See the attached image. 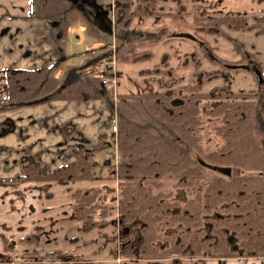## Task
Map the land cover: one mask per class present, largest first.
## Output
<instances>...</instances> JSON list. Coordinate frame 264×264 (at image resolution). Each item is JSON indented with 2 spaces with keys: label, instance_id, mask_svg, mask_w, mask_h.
Instances as JSON below:
<instances>
[{
  "label": "trees",
  "instance_id": "16d2710c",
  "mask_svg": "<svg viewBox=\"0 0 264 264\" xmlns=\"http://www.w3.org/2000/svg\"><path fill=\"white\" fill-rule=\"evenodd\" d=\"M161 1L112 0L114 32L107 37L113 40L115 63L132 65L150 57L145 58L147 53L142 55L139 51L141 40L149 35L140 26L147 18H172L171 13L156 10ZM94 2L31 0L30 13L53 25L60 35L69 24L80 22L88 35L98 39L99 34L89 24L93 21ZM193 23L200 34L207 33L205 28H225L264 35V14L248 17L194 14ZM106 58L108 54L104 53L94 61ZM167 64L168 57L163 56V69L142 71L140 75L164 76ZM87 65L1 72L0 112L52 101H103L112 111L115 126L110 144L117 154L115 197L102 195L100 189L73 196L70 218L78 225L77 229L100 230L119 221L135 237L119 248L122 259L235 258L240 252L243 256L264 257V93L254 89L231 91L227 85L203 92L201 84L189 83L170 93H116L113 99L99 79L83 73ZM115 75L118 80V72ZM177 96L179 100L174 101ZM136 116L141 119L142 127L129 122ZM161 124L174 132L180 142L200 151L207 166L204 172L194 167L178 146L158 137L154 128ZM203 124L213 134L207 139L213 145L210 149H200L197 138L191 135ZM57 130L64 139H73L65 129ZM76 140L80 145L68 153L71 161L47 173L38 166L39 155L24 150L22 176L12 182L48 187L90 181V159L97 148L88 150L81 145L85 144L81 137L77 136ZM213 171H223L226 176ZM165 176H171L172 187L184 195L181 204L167 201L170 192L165 194L161 190ZM105 200L115 203L116 220L106 221ZM211 213L218 217L205 219ZM212 219L214 224L210 222ZM206 223L208 233L218 236L217 241L202 239L201 229ZM226 234L234 238L235 245L225 241ZM38 238L37 234L24 237L14 246L3 241V250L12 252L26 245L36 247ZM48 259L62 262L63 257L55 252L49 253Z\"/></svg>",
  "mask_w": 264,
  "mask_h": 264
},
{
  "label": "crops",
  "instance_id": "0c3cea01",
  "mask_svg": "<svg viewBox=\"0 0 264 264\" xmlns=\"http://www.w3.org/2000/svg\"><path fill=\"white\" fill-rule=\"evenodd\" d=\"M193 1L201 4L216 2L231 12L264 14V0ZM109 2V9L95 5L94 10L100 11L99 20L103 23L104 32L113 35L112 0ZM30 10L31 0H0V95L3 70H37L53 65L63 69L64 64L73 58L65 38L69 32L76 38L70 42L72 47H77L81 39L91 44L90 47L86 45L85 49L90 52L82 56V68L108 44L94 40L79 22L69 24L66 32L60 35L53 25L35 18ZM93 12L92 19L95 18ZM76 54L77 51L74 57ZM0 125V264H264V257L243 256L242 253L235 258L122 259L118 252L123 244L116 224L78 233V225L70 218L73 196L100 189L102 195L110 199L115 197L116 187L112 189L106 181L112 172H109L110 166L105 161L100 168L90 159L91 180L88 182L48 187L32 182H12L22 176L24 150L38 154V166L47 173L71 161L68 153L80 145L77 136L85 141L81 145L86 149L97 148L94 154L109 147L114 122L110 107L103 101H52L0 112ZM62 128L71 134L72 140L63 138L57 130ZM104 203L108 215L109 202L105 200ZM106 221H112L109 215ZM36 234L39 237L37 245H26V255L15 254L14 250L4 252L3 241L14 246L19 239ZM96 236L99 240L93 241ZM160 243L166 245L165 241ZM43 247H48V250ZM55 252L61 253L62 262L48 259V254ZM15 255L21 257L20 262L12 258Z\"/></svg>",
  "mask_w": 264,
  "mask_h": 264
},
{
  "label": "rangeland",
  "instance_id": "374dc122",
  "mask_svg": "<svg viewBox=\"0 0 264 264\" xmlns=\"http://www.w3.org/2000/svg\"><path fill=\"white\" fill-rule=\"evenodd\" d=\"M68 1L74 2L75 0ZM94 1L95 4L93 6L99 5L102 9H109L110 0ZM156 10L158 13H171L173 16L171 19L147 18L144 20L140 28L149 35L143 37V40H141L143 44L141 48H139V51L142 52V55L147 53L145 58L148 55L150 57L146 61H139L132 65H118L115 63V72H118L119 75L118 80H116L117 94H133L142 91L170 93L189 83L201 84L203 92H207L212 87L227 85L231 91L254 89L264 93V84L260 83L264 80V36L257 37L253 33L234 32L225 28H220L219 30L205 28L207 33L200 34L195 31L196 27L193 23L194 14L199 17L225 15H242L248 17L256 13L231 12V10H228V8L216 2L201 4L195 3L193 0H162L160 3H157ZM93 11L95 18H93V21H90L89 24L95 29V32L99 34V38H94V40H98L99 42L101 40L102 43H108L103 52L95 53L91 58V61L95 63V58L109 51V47H113V40L111 37H107V33L104 32L103 23L99 20L100 11H98V9ZM184 14H188V16H183ZM65 38L68 41V52L74 54L77 51L78 55L76 54L74 57L72 54L73 58L67 61L63 67H81L83 65L82 56L87 51L90 52L89 49H85L87 44L90 47V42H85L84 39H81L78 46L74 48L71 46L70 42L71 40L76 41L75 35L69 32L68 36ZM163 56L168 57L167 70L164 69L166 72L164 76L140 75L142 71L149 72L156 69H163L161 65ZM217 71L220 74H213V72ZM257 72L260 74V78L257 76ZM178 100L179 96L174 98V101ZM171 102H173V100H171L170 103ZM129 122L137 126L141 124L142 127L141 119L137 118V116L135 118H130ZM154 132L160 139L169 144L176 145L183 150L191 159L194 167H197L203 172L207 168L200 151L188 144L180 142L178 136L169 130L167 126L161 124L154 128ZM191 135L197 138V145L200 149H205V147L210 149L213 146L207 141V139H211L213 135L207 124L200 125ZM104 140L103 138V141ZM110 141L109 137V143ZM116 155L115 148L113 145H110L91 157L92 161L97 163V167L102 168L104 161L109 164L111 169L109 172L112 173L110 179H106V181L112 189H115L117 184V176L115 175V166L117 164ZM100 168H98V170H100ZM213 173L222 177L226 176L223 171L221 173L213 171ZM163 183L161 190L165 194L169 192L171 194L167 196V201L181 204L184 200V195L181 191L177 190V188L172 187L174 183L173 178L171 176H165V182ZM113 195H115V192H113ZM107 207L110 219L116 220L117 213L113 201L109 202ZM217 212L220 213V211ZM213 214L214 213H211L209 217L211 218ZM212 221L210 222L214 224L215 221ZM205 225H207V223L203 225V228L201 227V231H203L202 239L206 238L211 241L212 235L208 233V228ZM116 231L117 230H115V232ZM77 232L87 233L81 232L79 229H77ZM98 238L99 236H96L93 241L99 240ZM232 244L235 245V241ZM43 248L48 250V247ZM41 250H43L42 247ZM18 252L26 253V248H15V254ZM240 254L241 252L239 255ZM17 256L15 255V257L12 258L16 262H20L21 257Z\"/></svg>",
  "mask_w": 264,
  "mask_h": 264
},
{
  "label": "built area",
  "instance_id": "2783aa9c",
  "mask_svg": "<svg viewBox=\"0 0 264 264\" xmlns=\"http://www.w3.org/2000/svg\"><path fill=\"white\" fill-rule=\"evenodd\" d=\"M106 51L108 58L101 59L93 63L89 61V64L83 69L84 74L99 79L104 89L114 99L116 95V75H115V60L113 59V47L108 48ZM110 56V57H109Z\"/></svg>",
  "mask_w": 264,
  "mask_h": 264
},
{
  "label": "flooded vegetation",
  "instance_id": "af4514ba",
  "mask_svg": "<svg viewBox=\"0 0 264 264\" xmlns=\"http://www.w3.org/2000/svg\"><path fill=\"white\" fill-rule=\"evenodd\" d=\"M209 216L210 215L205 216V219H211V218H214V217H218V216H216V214H213L211 218ZM205 226H207V225H205ZM124 228H127V227H125V226H123L121 224L118 226V229H119L118 230L119 240L122 241V244H126L127 241H133V239L135 240L134 234L129 229H128L127 235L122 236V232L124 231L123 230ZM207 228L209 229V227H207ZM224 239L230 245L232 244V242H234V238L231 235H228V234H226V236L224 237ZM210 240L211 241H217L218 240V236H211V239ZM18 264H24V263L23 262H20Z\"/></svg>",
  "mask_w": 264,
  "mask_h": 264
},
{
  "label": "water",
  "instance_id": "95a60500",
  "mask_svg": "<svg viewBox=\"0 0 264 264\" xmlns=\"http://www.w3.org/2000/svg\"><path fill=\"white\" fill-rule=\"evenodd\" d=\"M257 76L260 78V74L257 72ZM262 82V81H261ZM260 82V83H261ZM116 224H117V226H119L121 223L118 221V222H116ZM124 231L122 232V236H125V235H127V233H128V228H124L123 229ZM127 244V243H126ZM124 245V244H123Z\"/></svg>",
  "mask_w": 264,
  "mask_h": 264
}]
</instances>
